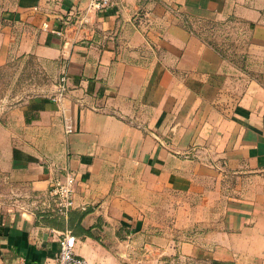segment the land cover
Returning <instances> with one entry per match:
<instances>
[{
	"label": "crops",
	"instance_id": "crops-1",
	"mask_svg": "<svg viewBox=\"0 0 264 264\" xmlns=\"http://www.w3.org/2000/svg\"><path fill=\"white\" fill-rule=\"evenodd\" d=\"M227 17L264 52V0H0V66L53 62L67 88L23 111L11 170L46 197L76 175L67 220L0 215V264H54L65 229L88 264H264V85L185 20Z\"/></svg>",
	"mask_w": 264,
	"mask_h": 264
},
{
	"label": "rangeland",
	"instance_id": "rangeland-1",
	"mask_svg": "<svg viewBox=\"0 0 264 264\" xmlns=\"http://www.w3.org/2000/svg\"><path fill=\"white\" fill-rule=\"evenodd\" d=\"M185 20L194 34L215 46L228 62L264 85V52L260 54L250 48L249 27L245 22L234 21L232 17L211 22ZM59 79L55 63L31 55H12L0 66V215L26 211L35 215L51 213L46 207L48 198L34 195L22 171L11 170L14 159L11 149L20 138H29L20 122L23 111L38 100H50L57 92Z\"/></svg>",
	"mask_w": 264,
	"mask_h": 264
},
{
	"label": "built area",
	"instance_id": "built-area-1",
	"mask_svg": "<svg viewBox=\"0 0 264 264\" xmlns=\"http://www.w3.org/2000/svg\"><path fill=\"white\" fill-rule=\"evenodd\" d=\"M123 2L124 0H89V9L95 12H101ZM82 24L83 21H80V25ZM43 27L45 29L48 28L47 25ZM66 90V78L62 76L59 79L57 92L50 98V101L52 103H60ZM66 132H71L70 127H66ZM75 183L76 175L67 170L62 176L52 180L48 189L47 209L63 220L68 219L69 212L73 208ZM75 244L76 240L71 231L65 229L60 232L58 235V254L54 264H88L86 260L76 254ZM134 264L143 263L137 262Z\"/></svg>",
	"mask_w": 264,
	"mask_h": 264
}]
</instances>
